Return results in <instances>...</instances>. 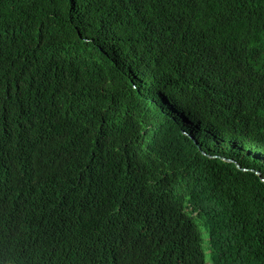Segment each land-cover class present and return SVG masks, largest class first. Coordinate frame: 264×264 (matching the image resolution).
I'll return each mask as SVG.
<instances>
[{
  "label": "trees",
  "instance_id": "trees-1",
  "mask_svg": "<svg viewBox=\"0 0 264 264\" xmlns=\"http://www.w3.org/2000/svg\"><path fill=\"white\" fill-rule=\"evenodd\" d=\"M198 218L264 264V0H0V264H207Z\"/></svg>",
  "mask_w": 264,
  "mask_h": 264
},
{
  "label": "rangeland",
  "instance_id": "rangeland-1",
  "mask_svg": "<svg viewBox=\"0 0 264 264\" xmlns=\"http://www.w3.org/2000/svg\"><path fill=\"white\" fill-rule=\"evenodd\" d=\"M204 222L205 221L201 218H198L196 220L197 226H198L199 231L201 233V238L203 241V250H204L205 255H206L207 264H213L214 259H213L212 248L210 245V231L208 228L205 227Z\"/></svg>",
  "mask_w": 264,
  "mask_h": 264
},
{
  "label": "water",
  "instance_id": "water-1",
  "mask_svg": "<svg viewBox=\"0 0 264 264\" xmlns=\"http://www.w3.org/2000/svg\"><path fill=\"white\" fill-rule=\"evenodd\" d=\"M258 173V172H257ZM259 174V173H258Z\"/></svg>",
  "mask_w": 264,
  "mask_h": 264
}]
</instances>
